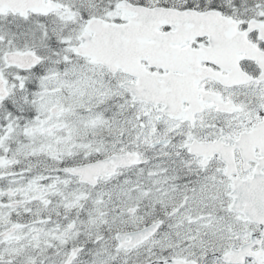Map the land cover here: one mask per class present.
<instances>
[{
    "label": "snow or ice",
    "instance_id": "6c2138e0",
    "mask_svg": "<svg viewBox=\"0 0 264 264\" xmlns=\"http://www.w3.org/2000/svg\"><path fill=\"white\" fill-rule=\"evenodd\" d=\"M0 264H264V0H0Z\"/></svg>",
    "mask_w": 264,
    "mask_h": 264
}]
</instances>
